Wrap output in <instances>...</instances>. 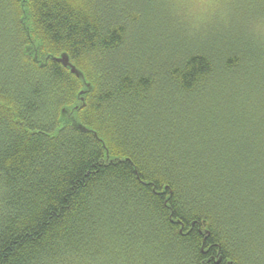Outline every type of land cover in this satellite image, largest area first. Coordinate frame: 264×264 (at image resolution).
<instances>
[{"label": "trees", "instance_id": "trees-1", "mask_svg": "<svg viewBox=\"0 0 264 264\" xmlns=\"http://www.w3.org/2000/svg\"><path fill=\"white\" fill-rule=\"evenodd\" d=\"M229 1L190 35L168 0H0V264H264V0Z\"/></svg>", "mask_w": 264, "mask_h": 264}, {"label": "clouds", "instance_id": "clouds-1", "mask_svg": "<svg viewBox=\"0 0 264 264\" xmlns=\"http://www.w3.org/2000/svg\"><path fill=\"white\" fill-rule=\"evenodd\" d=\"M80 6L85 11L89 10L83 3ZM166 6L182 23L190 26V35L199 31L204 22L216 15L226 18L229 14L223 0H168ZM242 22L246 25L250 38L264 44V13L249 12L242 18Z\"/></svg>", "mask_w": 264, "mask_h": 264}, {"label": "water", "instance_id": "water-1", "mask_svg": "<svg viewBox=\"0 0 264 264\" xmlns=\"http://www.w3.org/2000/svg\"><path fill=\"white\" fill-rule=\"evenodd\" d=\"M49 57H51L52 59L54 60H57L59 62H61L64 66L66 67H69L71 72L74 73L76 76H78L79 78L85 80V75H84V72L79 69L73 62H71L70 60V56L69 54L64 51V52H61L59 55H49ZM86 85H87V89H82L80 91V93H84L88 90H90L92 88V85L90 82H86ZM81 100H82V104L84 105L85 102H84V97L82 96L81 97ZM79 106L76 105L74 107V109H78ZM71 110L67 107V106H64L62 109H61V113H62V116H64L66 118V120L68 121H71L72 124L77 127L78 129L80 130H83V131H93L91 130L90 128L86 127L85 125H83L80 121H78L74 115H71ZM95 135H97V133L95 131H93ZM221 258H219L217 260V262L220 261ZM228 264H230V261L228 262Z\"/></svg>", "mask_w": 264, "mask_h": 264}, {"label": "rangeland", "instance_id": "rangeland-1", "mask_svg": "<svg viewBox=\"0 0 264 264\" xmlns=\"http://www.w3.org/2000/svg\"><path fill=\"white\" fill-rule=\"evenodd\" d=\"M231 1H229V0H223V3L225 4V5H227V4H229Z\"/></svg>", "mask_w": 264, "mask_h": 264}]
</instances>
